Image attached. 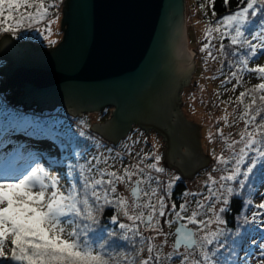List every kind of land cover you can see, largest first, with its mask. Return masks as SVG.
I'll use <instances>...</instances> for the list:
<instances>
[{
    "label": "snow or ice",
    "instance_id": "6c2138e0",
    "mask_svg": "<svg viewBox=\"0 0 264 264\" xmlns=\"http://www.w3.org/2000/svg\"><path fill=\"white\" fill-rule=\"evenodd\" d=\"M209 2L214 5L215 0ZM58 6L59 0H0V34L28 38L31 33L33 39L42 37L55 44L50 37L52 26L58 22L54 11ZM250 13L261 16L256 29L250 28ZM213 32L219 33L221 42L218 49L211 39L203 45L201 51L207 52L205 64L208 58L231 57L233 63L228 67L240 66L223 83L235 78L239 84L246 73H255L264 81V66L249 67L258 65L264 57V0H246L245 6L217 21L215 27L209 22L205 38L212 37ZM225 38L230 39V45L223 43ZM223 67L222 63L221 70ZM258 91L264 92V82L251 89V103L238 117L245 125L238 140L231 134L225 137L223 128L217 129L225 148L219 154L215 149L211 151L216 163L211 172H206L207 191H185L179 208L171 192L180 177L168 176L155 145L151 152L143 148L135 152L140 141L131 136L121 152L107 148L82 129L79 136L90 144L79 145L63 159H51L47 164L35 153L23 155L22 146L14 147L12 158L23 163L0 167V264H223L216 251L222 243L223 230L212 231L209 225L225 223L222 214L230 211V197L239 198L240 192L247 190L248 199L242 201V206L254 225H264V192L256 193L259 203L253 202V180L259 177L264 185V95L258 98L262 103L253 108ZM247 95L249 92H241L238 100L243 103ZM224 120L229 126L226 116ZM38 128L16 114L0 112V156L7 155L4 149L13 143L5 138L7 135L18 130L31 134L29 129ZM208 139L214 142L211 134ZM157 174H163L165 179ZM120 184L130 190L131 201L117 191ZM189 195L195 199L187 200ZM217 203L222 205L219 213ZM106 207L114 209L110 220L121 232L96 227ZM209 212L211 216L203 219ZM174 224V232L165 231ZM114 236L125 245L114 243ZM160 237L163 240L157 243ZM169 237L174 241L165 253ZM258 247L264 256V239Z\"/></svg>",
    "mask_w": 264,
    "mask_h": 264
},
{
    "label": "water",
    "instance_id": "95a60500",
    "mask_svg": "<svg viewBox=\"0 0 264 264\" xmlns=\"http://www.w3.org/2000/svg\"><path fill=\"white\" fill-rule=\"evenodd\" d=\"M63 15V40L49 50L12 35L0 40L8 64L0 93L10 90L17 107L40 114L111 108L91 128L106 143L117 145L137 126L163 138L165 166L184 179L209 166L202 127L183 111L198 56L189 47L187 0H65Z\"/></svg>",
    "mask_w": 264,
    "mask_h": 264
},
{
    "label": "rangeland",
    "instance_id": "374dc122",
    "mask_svg": "<svg viewBox=\"0 0 264 264\" xmlns=\"http://www.w3.org/2000/svg\"><path fill=\"white\" fill-rule=\"evenodd\" d=\"M65 0H59V7L63 6ZM196 1H201L199 4L196 3ZM196 3V4H194ZM191 10L189 9V0H187V28H188V35H189V47L196 51L198 53V56L196 58V70L194 72V78L193 82H197L200 84L199 90L198 87L193 88L192 85L187 87L182 95V102H183V111L188 118L189 121H193L200 125L202 127V149L203 153L205 155H209V157L212 159L209 166L202 168L200 172L196 173L193 179H181V175L177 174L174 171V169H166L168 176H181L180 180L184 179V182L188 185V191L191 192H206L207 189L204 187V181L206 180V172H211L213 166L215 165L216 161L213 160L211 151L215 149V151L219 154L224 148L225 145L220 142V139L218 137L217 129L223 128L225 137H228L231 134L232 139H239L240 132L245 128V125L243 121L238 120V117L241 116L243 113L242 108L239 105L238 101V92L236 91L239 88V84H237V79L233 78L231 80V83H223L224 81H227L229 77L231 76V71H235L237 68H239V65H236L233 68H229L228 65L233 63L227 62V64L224 63V59H217L213 60L211 58L207 59V63L205 64V58L207 57V52H202L201 48L204 44L208 43V40L211 39L213 41V36L210 38H205V33L207 28L209 27V22H211V25L215 27V24L217 21H214V16L212 12L210 11L209 7V0H191ZM204 5L203 8L200 6ZM63 9H61V12L58 14V22L52 26L53 35L50 37L51 40H54L55 44H49L48 41L43 40V38L39 39H33L31 38L32 34L28 33V38H20V34L17 36H13L11 33H2L0 34V40L5 35H12L13 38L22 43L25 42H35L37 45H43L44 48H52L58 46L64 37V31L61 30L62 28V20H63ZM57 14V12H55ZM214 36L215 35V32ZM26 39V40H25ZM216 40V48H219V42ZM215 48V47H214ZM213 55L214 51H213ZM224 64L223 69L221 70V64ZM6 63L3 61H0V70L4 69L6 66ZM256 66H264V57H261L257 64H250L249 67H256ZM248 75V81L251 84H256L258 82H264L258 78V75L255 73H246V76ZM2 81V78H0V83ZM235 86V87H234ZM198 90V91H197ZM6 96V95H5ZM6 99V97H5ZM0 101H4L2 98H0ZM1 106V104H0ZM112 109L108 108L106 110H103L100 114H92L90 116L84 115L83 117H71L68 115L67 111L63 107H58L55 112L52 114L51 118V124L57 129L60 130V132L65 133L67 136H70L72 139H82L83 143L87 142V145L90 144V142L85 141L84 138L79 136V132L83 129L85 130L91 137L95 138L97 141L102 142L104 145H106L107 148H113L115 150L123 152L124 149L122 145L124 143H130L128 141V137L131 136L133 140H139L140 143H138L135 146L134 151L139 152L141 148H143L144 152H151L153 151V145L156 146L155 150L158 155L162 156L161 160V166L163 164L164 156L162 154V147L158 148L159 143L157 142V138L148 133L146 137L139 135L136 133V131H131L130 134L122 140L117 145L115 144H108L105 142V139L101 137L98 133L93 132L91 130L92 126L94 124H102L104 123L108 117L110 116ZM105 114V115H104ZM227 117L228 125L226 126L224 117ZM101 119V120H100ZM81 121L86 122L85 125L81 124ZM31 130V129H29ZM209 134L212 136V140L214 142H210L208 137ZM150 136V138H149ZM13 141H20V139L15 138ZM82 142V141H81ZM39 150L45 151L46 155L40 156L42 159V163L47 164L49 161V158H51L50 153L55 152L58 155V158L61 159V152L57 149H53L54 144L50 141L40 143ZM239 145H237V148ZM14 148V144L8 145L4 152L7 151V155H10L12 149ZM92 151L95 152L96 150L92 148ZM102 151H105L106 149H102ZM44 154V153H43ZM224 155L227 156L228 152H224ZM3 157V156H1ZM66 157V156H65ZM2 158L0 160V164L3 162ZM83 161L81 160V163ZM151 161H146V163H150ZM127 163V160L125 161ZM1 167V165H0ZM117 167H120L119 163H117ZM160 175L161 179H165L163 174H157ZM214 176H217V173H213ZM136 180V177H133V181ZM178 182V181H177ZM253 183L255 184V189L253 190V202L259 203L260 197L258 192H264V185H261L260 178L257 177L253 180ZM117 191L119 193H122L125 197L129 198V201H131L130 196V190L126 189L123 184L118 185ZM247 190H243L240 192V197H242L243 200H247L248 196L246 195ZM202 199V197H200ZM232 197H230L231 199ZM187 200L192 201L195 198L189 195ZM192 207H195V204L192 205ZM222 207L221 204L217 203L216 209L219 213V209ZM225 219V213L222 214ZM211 216V213L209 212L207 216H204L203 219H208ZM111 222V220H109ZM241 221L243 224H240L236 230H229L227 229L225 223L223 224H211L209 227L212 229V231L217 230H223V235L220 237V240L222 241L219 249H216L218 252V258L224 257L226 258V261L231 260V262H235V264H260L261 260H264V256L261 254V250L258 247L259 242L264 239V225L256 226L252 223L251 218L248 215V210L244 207V210L242 211ZM161 224H163V219L161 220ZM248 226V227H247ZM190 227H194L191 226ZM176 228V225H172L171 228L165 227V231L168 232H174ZM247 228H250L252 232V236L250 238L246 239L245 242V236L247 234ZM115 229V228H113ZM121 232V230H118ZM115 237V236H114ZM241 238L240 240L236 241L237 238ZM161 240H163V237H160L156 242L159 243ZM244 240V241H243ZM250 240V241H249ZM174 241L173 237H169L168 240V247L164 249L165 253H167L171 249V245ZM213 248L215 246H212ZM232 250H238L236 254L232 252ZM251 252V253H250ZM230 253H233V257L229 256ZM144 255H147V253H144ZM229 256V257H228ZM131 257V250L129 249V258ZM228 263V262H227ZM226 263V264H227Z\"/></svg>",
    "mask_w": 264,
    "mask_h": 264
},
{
    "label": "trees",
    "instance_id": "16d2710c",
    "mask_svg": "<svg viewBox=\"0 0 264 264\" xmlns=\"http://www.w3.org/2000/svg\"><path fill=\"white\" fill-rule=\"evenodd\" d=\"M201 1H196V3H200ZM189 9L191 10L192 4H191V0H189ZM194 3V4H196ZM246 5V0H228L227 4H225V0H215L214 5L211 4L209 2V7H210V11L213 14V11H215V15L214 16V21H220L223 17L231 14V13H235L236 11H238L240 8H242L243 6ZM191 6V7H190ZM59 8V6H58ZM250 19H252L253 23L250 26L251 29H256L258 26V23L261 19L260 14H257L256 16H251L250 13ZM216 37L214 36V33L212 34L213 36V41H211V44L216 48V40H218L217 42H219L220 44V39H219V33L215 32ZM26 40V39H25ZM25 42V41H23ZM30 42V41H29ZM35 43V42H33ZM223 43L228 46L230 45V39L229 38H225L223 40ZM35 45H37L35 43ZM42 48H44L43 45H39ZM233 49H236L237 46H232ZM46 49V48H44ZM214 54H217L215 52V50L213 49ZM221 59H224V63L227 64V62H231L232 58L231 57H221ZM6 63V62H5ZM0 78H2V76H0ZM261 83V82H258ZM258 83L256 84H251L248 81V75L246 76V74H244L241 78H240V83H239V88L236 90L238 92V96H240L241 92H249V95L245 96L243 103H241L239 100V105L242 108V111L244 112L245 106L251 103V89H253ZM196 84L198 85V90L200 87V84L197 82H193L191 83L192 87L195 88ZM197 90V91H198ZM11 94V91L9 90L7 93H2V95H0V98H2L4 101H0V112H3L5 115L11 113V114H16L20 117H23L29 121L34 122V124L39 125V128L36 129L35 131H33L32 129L29 130V132H31V134H26L23 130H18L15 133H10L9 135H7L5 138L6 139H11L12 141L15 138L20 139V141H13L14 147L17 146H22V154L26 156V154L28 152H32L37 154L38 156H42V155H46L45 151H41L39 150V147L41 146L40 143L43 142H47L50 141L54 144L53 149H57L59 150V152H61V159H63L65 156H68L70 151L73 148H78L79 145H87V142L83 143L82 139H72L70 136H67L65 133L60 132L59 129L55 128L53 126V124H51V118H52V113L47 112L44 114H40L36 111V109H31L29 111H26L23 107H17L15 105V103L12 102V100H10L11 98H9ZM6 95V96H5ZM255 95L257 96V105H254L253 108L255 109L257 106H259L262 102L259 101V96L260 95H264V92H256ZM6 97V99H5ZM262 115H264V113H262ZM77 141L79 142V144H77ZM82 141V142H81ZM12 152V151H11ZM44 153V154H43ZM51 158H49V160L51 159H59L58 158V154L55 152H51L50 153ZM2 158L3 162L1 165L4 166L5 168L8 167H12V166H18L20 163H23L22 160L17 161L14 160L10 155H4ZM0 158V160L2 159ZM75 159V158H73ZM185 191H188V185L186 184V182L183 181H178L176 182V185L174 187V189L171 192V198L172 200L177 204V208H179V205L181 203L182 197L181 194L184 193ZM242 201H244L242 199V197H235L233 196L230 199V211L225 213V225L227 227V229L229 230H236L237 227L240 224H243L241 221V216H242V211L244 210V207L242 206ZM115 214V211L113 208L111 207H106L103 212L101 214H99V225H97V228H107L108 231H112L115 230L116 233H119V228L118 225L116 224H112L109 220L110 217H112ZM248 227V226H247ZM115 228V229H113ZM250 228H247V234L245 236V242L246 243V239L250 238L252 232L250 231ZM114 240V243L116 244H120V245H125V242L123 240L120 239H116L115 237L112 238ZM241 238H237L236 241L240 240ZM244 241V240H243ZM121 251H123V247L121 249ZM238 250H232V252H234V254L237 253ZM229 256H231V258L233 257V253H230ZM228 256V257H229ZM219 259L223 262V264H231V260L226 261V258L224 257H219Z\"/></svg>",
    "mask_w": 264,
    "mask_h": 264
},
{
    "label": "flooded vegetation",
    "instance_id": "af4514ba",
    "mask_svg": "<svg viewBox=\"0 0 264 264\" xmlns=\"http://www.w3.org/2000/svg\"><path fill=\"white\" fill-rule=\"evenodd\" d=\"M46 50H49V49L46 48ZM7 65H8V64L6 63L5 66H7ZM105 110H106V109H105ZM104 115H105V114H104ZM100 120H101V119H100ZM133 130L136 131V133H138L139 135L142 134L143 137H144V136L146 137V135H147L148 133L154 135V136L157 138V142L159 143L158 148H159V147H162V149H163V150H162V154H163V156H164L165 143H164V141H163V138H162L159 134H157V133L154 132V131L146 132V131L140 129L139 127H137V126H135ZM162 166H163L165 169H167V167H166L165 164H164V160H163V164H162ZM188 167H190V166H188ZM168 170H169V169H168ZM170 171H174V172H176L177 174L181 175V174L178 173L176 170H170ZM199 172H200V171H199ZM181 176H182V175H181ZM181 176H180V177H181ZM182 178H184V177L182 176L181 179H182ZM181 181L184 182V179L181 180Z\"/></svg>",
    "mask_w": 264,
    "mask_h": 264
},
{
    "label": "built area",
    "instance_id": "2783aa9c",
    "mask_svg": "<svg viewBox=\"0 0 264 264\" xmlns=\"http://www.w3.org/2000/svg\"><path fill=\"white\" fill-rule=\"evenodd\" d=\"M64 7V5L63 6H61V7H59V8H57V9H55L54 11L55 12H57V14H59L60 12H61V9ZM195 87H198V85L196 84V86ZM252 236V235H251ZM250 236V237H251ZM250 241V240H249ZM251 253V252H250Z\"/></svg>",
    "mask_w": 264,
    "mask_h": 264
},
{
    "label": "bare ground",
    "instance_id": "6f19581e",
    "mask_svg": "<svg viewBox=\"0 0 264 264\" xmlns=\"http://www.w3.org/2000/svg\"><path fill=\"white\" fill-rule=\"evenodd\" d=\"M29 42V41H28ZM2 81L4 82V78L2 77ZM1 81V82H2ZM0 86H1V83H0ZM10 145V144H9ZM6 154H9V153H7V151L5 152ZM0 158H2L1 156H0Z\"/></svg>",
    "mask_w": 264,
    "mask_h": 264
},
{
    "label": "clouds",
    "instance_id": "9594fccd",
    "mask_svg": "<svg viewBox=\"0 0 264 264\" xmlns=\"http://www.w3.org/2000/svg\"><path fill=\"white\" fill-rule=\"evenodd\" d=\"M64 2H65V1H64ZM63 5H64V3H63ZM63 8H64V7H63ZM63 8H62V9H63ZM62 12H63V11H62ZM0 95H2V93H0Z\"/></svg>",
    "mask_w": 264,
    "mask_h": 264
}]
</instances>
